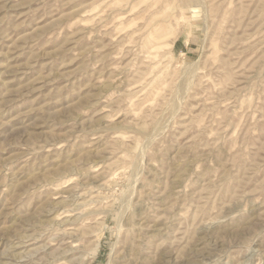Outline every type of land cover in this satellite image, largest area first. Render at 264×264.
I'll use <instances>...</instances> for the list:
<instances>
[{"label": "rangeland", "instance_id": "obj_1", "mask_svg": "<svg viewBox=\"0 0 264 264\" xmlns=\"http://www.w3.org/2000/svg\"><path fill=\"white\" fill-rule=\"evenodd\" d=\"M0 264H264V0H0Z\"/></svg>", "mask_w": 264, "mask_h": 264}, {"label": "bare ground", "instance_id": "obj_2", "mask_svg": "<svg viewBox=\"0 0 264 264\" xmlns=\"http://www.w3.org/2000/svg\"><path fill=\"white\" fill-rule=\"evenodd\" d=\"M156 39V38H155ZM149 40V39H148ZM149 42V41H148ZM151 45V44H150ZM160 45V44H159ZM154 47V46H153ZM76 208V206H75ZM60 215V214H59ZM64 215V214H63ZM62 215V216H63ZM70 221V220H68ZM65 221H62V223H64ZM67 222V220H66ZM61 223V222H60ZM61 223V224H62ZM61 226V225H60ZM34 236V235H33ZM41 237L38 235V236H34V237H31V236H28V235H23L21 237H19V240H20V243L18 244V246H23V245H26L28 242H31V241H37L39 240ZM17 247V246H16ZM15 247V249H16ZM27 249V248H26ZM18 251V250H17ZM13 253H17V252H13ZM18 258H22V257H18ZM10 259V258H8Z\"/></svg>", "mask_w": 264, "mask_h": 264}]
</instances>
